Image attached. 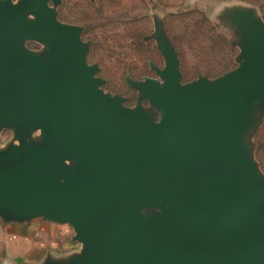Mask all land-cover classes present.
<instances>
[{
  "label": "water",
  "instance_id": "obj_1",
  "mask_svg": "<svg viewBox=\"0 0 264 264\" xmlns=\"http://www.w3.org/2000/svg\"><path fill=\"white\" fill-rule=\"evenodd\" d=\"M63 0H0V219L73 229L80 249L38 264H264V20L236 6L237 67L184 82L162 21L158 78L104 90ZM28 42L44 48L34 52ZM148 104V107L144 106ZM28 264V263H19Z\"/></svg>",
  "mask_w": 264,
  "mask_h": 264
},
{
  "label": "rangeland",
  "instance_id": "obj_2",
  "mask_svg": "<svg viewBox=\"0 0 264 264\" xmlns=\"http://www.w3.org/2000/svg\"><path fill=\"white\" fill-rule=\"evenodd\" d=\"M236 6L255 8L264 20V0H63L58 19L83 28L82 39L90 42L88 61L100 68L98 75L106 81L104 90L128 98L126 105L134 107L138 92L127 84V77L157 79L150 63L160 69L165 65L156 41L151 39L155 18L162 21L178 52L184 82L200 75L214 79L238 65L236 32L222 17ZM11 140L12 133L4 131L0 148ZM253 141L255 158L264 173V122ZM60 226V236L63 233L66 243L71 242L73 229ZM48 236L54 239V234ZM72 244L65 245L63 253L80 249Z\"/></svg>",
  "mask_w": 264,
  "mask_h": 264
},
{
  "label": "crops",
  "instance_id": "obj_3",
  "mask_svg": "<svg viewBox=\"0 0 264 264\" xmlns=\"http://www.w3.org/2000/svg\"><path fill=\"white\" fill-rule=\"evenodd\" d=\"M60 227L40 218L29 223H5L0 219V264H38L48 255L67 256L63 253L64 246L73 244L66 243L63 233L60 236ZM48 233L54 234V239Z\"/></svg>",
  "mask_w": 264,
  "mask_h": 264
},
{
  "label": "flooded vegetation",
  "instance_id": "obj_4",
  "mask_svg": "<svg viewBox=\"0 0 264 264\" xmlns=\"http://www.w3.org/2000/svg\"><path fill=\"white\" fill-rule=\"evenodd\" d=\"M14 3H16L17 1H15V0H12ZM84 31V30H83ZM82 34H83V32H82ZM30 44L32 45V47L30 46ZM27 47L30 49V50H32V51H34V52H41L42 50H43V46L41 45V44H39V43H37V42H28L27 43ZM90 51V50H89ZM88 55H89V53H88ZM88 55H87V59H88ZM89 62V61H88ZM151 64L152 63H150V67H151ZM152 70V69H151ZM153 71V70H152ZM154 72V71H153ZM129 101V100H128ZM137 102V101H136ZM135 105H136V103H135ZM144 106H146V107H148V104L147 103H144ZM2 135V134H1Z\"/></svg>",
  "mask_w": 264,
  "mask_h": 264
}]
</instances>
